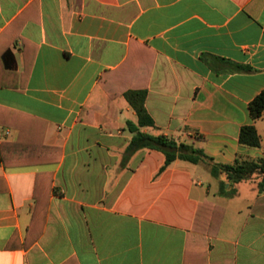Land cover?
<instances>
[{"label":"crops","instance_id":"1","mask_svg":"<svg viewBox=\"0 0 264 264\" xmlns=\"http://www.w3.org/2000/svg\"><path fill=\"white\" fill-rule=\"evenodd\" d=\"M136 88L154 121L141 131L217 163L264 159V114L249 111L264 90V0H0V142L31 116L62 149L0 162V264H264L260 176L229 186L204 163L161 171L162 152L128 151ZM246 125L259 147L239 142ZM36 180L47 210L25 246ZM211 204L224 208L217 235L194 229L198 217L210 230Z\"/></svg>","mask_w":264,"mask_h":264},{"label":"trees","instance_id":"2","mask_svg":"<svg viewBox=\"0 0 264 264\" xmlns=\"http://www.w3.org/2000/svg\"><path fill=\"white\" fill-rule=\"evenodd\" d=\"M147 90L136 88L126 92V97L139 116V124L129 123V129L133 133L128 151L150 148L162 152L165 155V164L161 168L163 171L177 159L191 163H204L207 165L212 175L218 176L225 174L229 186H233L244 180L260 176L258 182L259 192H264V159H248L234 164H222L214 162L213 158L208 156L203 149L195 147L192 144L178 142L172 137L164 134H149L141 131L140 126H154V121L145 107ZM249 111L254 120L259 119L264 114V90L259 93L249 104ZM10 124V123H7ZM12 125L18 129V136L13 141L0 142V162L5 167L27 166L35 164H46L57 162L61 158L62 149L60 147L46 145L44 143L45 122L31 116H23L12 122ZM239 142L246 146L259 147L261 145V136L255 125L243 126ZM228 183H222L224 191ZM38 180H36L34 189V198L36 201L31 223L29 226L27 241L25 246H30L41 234L43 221L39 229L36 230L40 210L43 208V216L47 210V202H43L39 191ZM232 192L235 189L232 188ZM211 215L208 220L210 230H202L198 227V217L195 220L194 229L197 232L217 235L222 219L224 217V208L213 205ZM43 218V220H44Z\"/></svg>","mask_w":264,"mask_h":264},{"label":"built area","instance_id":"3","mask_svg":"<svg viewBox=\"0 0 264 264\" xmlns=\"http://www.w3.org/2000/svg\"><path fill=\"white\" fill-rule=\"evenodd\" d=\"M10 131L8 129H0V140H5L9 137Z\"/></svg>","mask_w":264,"mask_h":264},{"label":"rangeland","instance_id":"4","mask_svg":"<svg viewBox=\"0 0 264 264\" xmlns=\"http://www.w3.org/2000/svg\"><path fill=\"white\" fill-rule=\"evenodd\" d=\"M206 177L209 178L210 177V174L206 173ZM207 178H205V179H207Z\"/></svg>","mask_w":264,"mask_h":264}]
</instances>
